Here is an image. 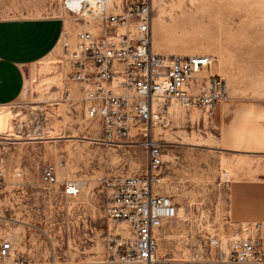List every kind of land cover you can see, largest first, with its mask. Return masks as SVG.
Listing matches in <instances>:
<instances>
[{"label": "rangeland", "instance_id": "1", "mask_svg": "<svg viewBox=\"0 0 264 264\" xmlns=\"http://www.w3.org/2000/svg\"><path fill=\"white\" fill-rule=\"evenodd\" d=\"M150 1L154 50L212 56V70L229 90L211 115L173 104L169 124L154 126L165 145L162 190L178 206V217L161 230L159 252L181 257L212 234L234 231L228 183L264 167V0ZM62 4L0 0V16L62 14L72 20ZM81 25L69 20L68 34ZM61 52L60 44L27 68L22 96L0 105L12 124L8 134L0 132L6 169L0 215L31 259L89 261L101 258L109 234L121 229L106 215L109 198L124 176L146 171L148 156L140 137L133 143L99 141L101 124L85 115L81 84L69 80ZM48 164L57 165L55 183L43 180ZM72 181L81 184L77 196L65 192Z\"/></svg>", "mask_w": 264, "mask_h": 264}, {"label": "built area", "instance_id": "2", "mask_svg": "<svg viewBox=\"0 0 264 264\" xmlns=\"http://www.w3.org/2000/svg\"><path fill=\"white\" fill-rule=\"evenodd\" d=\"M62 6L86 27L61 42L68 78L81 84L85 115L100 122L101 142L133 143L140 137L147 169L124 176L109 198L106 215L121 229L109 234L101 258L35 261L20 250L0 215V264H264L260 222L246 223L226 236L212 234L188 256L159 252L161 230L178 217V206L162 190L165 145L155 138L154 126L169 124L173 104L211 115L228 99L226 80L212 70L214 58L154 51L150 0H63ZM5 179L0 156V192ZM43 180L58 181L56 164L45 166ZM80 190L78 181L65 187L70 196Z\"/></svg>", "mask_w": 264, "mask_h": 264}, {"label": "crops", "instance_id": "3", "mask_svg": "<svg viewBox=\"0 0 264 264\" xmlns=\"http://www.w3.org/2000/svg\"><path fill=\"white\" fill-rule=\"evenodd\" d=\"M69 20L62 14L0 16V105L12 104L22 96L27 68L52 55L65 35L75 38L76 34H68ZM260 145L264 148V140ZM227 211L234 230L260 222L264 235V167L251 176L230 180Z\"/></svg>", "mask_w": 264, "mask_h": 264}, {"label": "bare ground", "instance_id": "4", "mask_svg": "<svg viewBox=\"0 0 264 264\" xmlns=\"http://www.w3.org/2000/svg\"><path fill=\"white\" fill-rule=\"evenodd\" d=\"M12 124L9 120L8 113L0 112V132L3 134H8ZM77 191L76 189L71 188V192Z\"/></svg>", "mask_w": 264, "mask_h": 264}]
</instances>
